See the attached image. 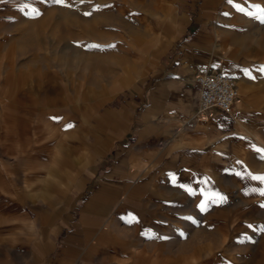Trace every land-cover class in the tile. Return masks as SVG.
Segmentation results:
<instances>
[{"label":"crops","instance_id":"crops-1","mask_svg":"<svg viewBox=\"0 0 264 264\" xmlns=\"http://www.w3.org/2000/svg\"><path fill=\"white\" fill-rule=\"evenodd\" d=\"M164 3L145 69L87 89L41 159L0 155V264H264V0ZM211 70L236 78L230 112L199 110L194 77ZM11 101L9 126L60 115Z\"/></svg>","mask_w":264,"mask_h":264},{"label":"rangeland","instance_id":"rangeland-1","mask_svg":"<svg viewBox=\"0 0 264 264\" xmlns=\"http://www.w3.org/2000/svg\"><path fill=\"white\" fill-rule=\"evenodd\" d=\"M164 6V0H0V114L11 99L12 104L36 99L45 110L53 106L60 112L55 125L47 114L51 121L43 128L9 126L0 117V155L13 160L12 151L21 145L28 149L23 152L34 151L33 160L41 159L65 129L63 113L73 105L79 110L87 89L104 87L110 96L125 66L145 69L149 39L161 26ZM34 8L40 15H29ZM11 134L18 142L12 143ZM7 195L0 189V230Z\"/></svg>","mask_w":264,"mask_h":264},{"label":"built area","instance_id":"built-area-1","mask_svg":"<svg viewBox=\"0 0 264 264\" xmlns=\"http://www.w3.org/2000/svg\"><path fill=\"white\" fill-rule=\"evenodd\" d=\"M194 80L198 85L200 111L218 109L230 112L239 95L237 81L233 75L211 70L197 73Z\"/></svg>","mask_w":264,"mask_h":264},{"label":"snow or ice","instance_id":"snow-or-ice-1","mask_svg":"<svg viewBox=\"0 0 264 264\" xmlns=\"http://www.w3.org/2000/svg\"><path fill=\"white\" fill-rule=\"evenodd\" d=\"M54 3H57V4H63L65 2V0H53ZM228 3L229 4H232L233 3V0H228ZM237 10L243 12L245 11L244 7H242L240 4H235L234 5ZM259 7V6H257ZM264 11V10H262ZM227 15V13H225ZM29 15H40V13L38 12V10H36L35 8L33 9L32 13H29ZM85 15H91V13H85ZM248 15L252 16V15H255L254 13H248ZM91 47H101L100 45H92ZM261 72H264V68H261L260 69ZM245 74L246 75H251V72L247 69H245ZM252 78H255V77H252ZM53 119H59L57 117H53ZM72 125H68V127H71ZM255 148V146H253ZM257 152L259 153H264V148H257L256 149ZM237 175H241L240 173H237ZM251 175V174H249ZM251 179L253 180H257V181H261V182H264V174H261V175H251ZM182 187H187V186H184L182 185ZM188 191H193V189H191L190 187L188 188ZM259 191L261 192L262 195H264V189H259ZM201 207L203 208L204 205H201ZM134 219V218H133ZM130 223L132 222L131 220L129 221ZM249 227H252V225H249ZM262 231H264V227L261 228Z\"/></svg>","mask_w":264,"mask_h":264}]
</instances>
